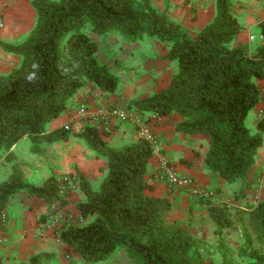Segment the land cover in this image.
I'll list each match as a JSON object with an SVG mask.
<instances>
[{
  "label": "trees",
  "instance_id": "1",
  "mask_svg": "<svg viewBox=\"0 0 264 264\" xmlns=\"http://www.w3.org/2000/svg\"><path fill=\"white\" fill-rule=\"evenodd\" d=\"M216 15L200 32L190 33L158 13L149 0H32L36 22L19 44L0 41V48L21 58L20 65L0 75V160L12 162L11 174L0 183V213L11 196L25 191L48 204L57 198V182L49 177L42 186L29 184L11 148L22 138L31 152L42 145L67 140L71 130L46 131L67 103L86 84L113 95L119 78L97 58L98 43L87 34L116 35L129 42L144 36L165 43L166 60L176 73L166 88L128 103L142 117L177 114V132L202 135L209 141L204 163L208 171L228 183L244 177L262 144L264 117L252 133L245 120L260 98L256 79L264 80L263 45L247 54L231 43L241 31L231 12V0H216ZM96 127L85 126L75 135L97 157L106 159L108 172L97 190L82 175L79 188L85 200L75 204L86 223L67 224L61 242L84 262L95 264L122 250L133 264H202L199 242L165 218L171 204L166 198L145 194L152 147L144 139L121 149L107 146ZM208 214L215 233L229 227L227 208L210 205ZM256 240L264 246V200L249 214ZM243 264H264V252L253 248L245 236ZM36 261V259H31Z\"/></svg>",
  "mask_w": 264,
  "mask_h": 264
},
{
  "label": "crops",
  "instance_id": "2",
  "mask_svg": "<svg viewBox=\"0 0 264 264\" xmlns=\"http://www.w3.org/2000/svg\"><path fill=\"white\" fill-rule=\"evenodd\" d=\"M149 1L158 13L190 33L200 32L216 15V0ZM31 3L32 0H0V14L5 23L4 29L0 30V41L19 44L28 37L36 22V12ZM231 8L241 27L231 46L241 45L247 54H254L263 45L259 25L264 21V0H235ZM144 38L129 42L123 37L119 40L113 36L108 39L106 46L93 38L98 43L97 60L109 68L111 58H116L120 66L114 63L113 66L121 74L122 71L127 73L125 79L118 77L121 84L113 95H107L91 84H86L75 94L67 103L65 112L46 125L47 132L69 125L72 135L67 140L42 145L41 152L32 153L30 150L26 154L17 151L24 137L11 148L10 152L21 167L27 183L42 186L49 177L57 180L61 175L71 174L78 178L77 174H80L93 189L99 188L108 172L106 159L97 157L75 135L85 126L100 130L102 123L92 119L99 108H127L130 101L166 88L177 70L175 62L166 60L168 47L165 43ZM2 54L7 62L1 65L0 72L9 70L12 65L10 61H14L15 67L21 62L17 55L7 54L3 50ZM255 83L260 89L259 102L245 120L252 133L257 132V124L264 117V80L256 79ZM83 104L87 107L88 115L78 119L75 111ZM181 120L179 115L172 114L159 117L158 121L152 123V133L160 152L152 155L148 162L145 181L151 189L146 190L145 194L169 200L171 208L165 215L167 222L202 242L204 264H243L246 235L252 239L253 248L264 252V247L260 246L254 236L249 220L251 210L264 200V133L262 144L248 172L236 182L228 183L205 167L208 139L202 135H185L176 131L175 127ZM100 136L113 149H121L140 139L134 126L119 122L107 132H101ZM161 157L168 160L177 174L193 179L201 188L212 192V198L208 199L210 205L227 208L230 225L221 236L215 233L216 226L208 214L206 204L183 190L169 187L157 174ZM11 166L12 162L6 160V153L3 154L0 160V183L8 179ZM84 200L80 188L68 195L66 206L70 221L72 217L79 216L75 204ZM48 208L49 204L45 200L31 197L25 191L11 196L2 212L7 221L2 223L0 220V264H28L31 259L39 256L47 257V243H53L50 230L46 227ZM119 252L125 256L122 250Z\"/></svg>",
  "mask_w": 264,
  "mask_h": 264
},
{
  "label": "built area",
  "instance_id": "3",
  "mask_svg": "<svg viewBox=\"0 0 264 264\" xmlns=\"http://www.w3.org/2000/svg\"><path fill=\"white\" fill-rule=\"evenodd\" d=\"M4 27L5 23L0 14V30L4 29ZM87 115L88 110L84 104L80 105L75 111V116L78 119H84ZM92 119L99 120L102 123L100 132H107L116 122L131 124L137 130L139 137L150 143L152 154H159L160 150L151 128L152 123L159 120V117L155 114L148 117H142L128 108L107 106L99 108L94 113ZM62 128L65 130L70 129L67 124L63 125ZM157 174L167 182L169 187L183 190L194 198L208 200L213 196L212 192L201 188L193 179L177 174L165 157L160 158L157 165ZM56 182L58 189L57 198L54 202L49 204L46 227L51 230L55 236H59L67 222L70 220V214L66 206V199L69 194L79 189V181L75 175L64 174L61 175ZM0 220L2 223H6L7 217L4 213H0Z\"/></svg>",
  "mask_w": 264,
  "mask_h": 264
},
{
  "label": "rangeland",
  "instance_id": "4",
  "mask_svg": "<svg viewBox=\"0 0 264 264\" xmlns=\"http://www.w3.org/2000/svg\"><path fill=\"white\" fill-rule=\"evenodd\" d=\"M232 4L233 5L235 4V0H231V5ZM231 12H232V8H231ZM232 14L235 17V15H234V9H233V13ZM86 32H87V34L89 36H91L94 39H96V41H98V43H100L101 45L103 44L105 46L107 45L108 39H111V37H113V36L114 37H118L119 40L121 39V36L107 35V36H100V37H98V36L92 34L89 30H87ZM144 37H145L144 39H151V38L146 37V36H144ZM101 41L103 43H101ZM1 55H3V54H2V49L0 48V67H1V65H3L4 62L5 63L7 62V59H5L6 57L4 55L2 57ZM105 57H106V60L109 59L107 55H105ZM10 63H12V65L9 67V70L8 71H5V72H3V71L0 72V75L7 74L9 71H11V69L13 70V69L17 68L20 65L19 64V65H17L15 67L16 64L14 63V61H10ZM113 63L115 65L120 66V64L118 63V61L116 60V58H111V60H110V64L111 65L109 67L110 73L111 74H114L115 76H117V77L121 78L122 80H124L125 79L124 77H125V75L127 73H125L124 71H122L123 74H121L120 71L116 67L113 66L114 65ZM117 74H120V76H118ZM120 84H121V82L119 81V86H120ZM71 133H72V131H71ZM78 141L83 144V142L80 139H78ZM30 148H31V142L29 141L28 138H25V140H22L18 144L17 151L27 154L30 151ZM68 223L69 224H74V225H80V224L86 223V220H82L80 218V215H79L77 217H75V216L72 217L71 221L69 220V222H67V224ZM66 225H65V227H66ZM50 236H51V238L53 240V243H47V245H48L47 246L48 247L47 248V257L46 256H39V258L38 257L35 258L36 261H32V262L30 261L28 264H87L70 247H68L63 242H61L60 235L59 236H55V234L50 230ZM195 240L199 242V247L201 249V254H203V244H202V242L199 241V240H197V239H195ZM260 246L261 247H264L262 244H260ZM95 264H133V263L126 257V255L124 256L118 250L111 257H109L107 260H105L103 262L95 263ZM202 264H204L203 263V259H202Z\"/></svg>",
  "mask_w": 264,
  "mask_h": 264
}]
</instances>
